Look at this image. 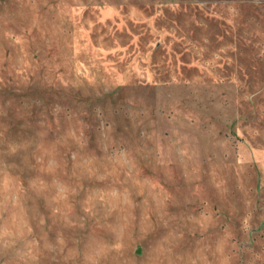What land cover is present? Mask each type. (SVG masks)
I'll return each instance as SVG.
<instances>
[{
	"label": "rangeland",
	"instance_id": "rangeland-1",
	"mask_svg": "<svg viewBox=\"0 0 264 264\" xmlns=\"http://www.w3.org/2000/svg\"><path fill=\"white\" fill-rule=\"evenodd\" d=\"M0 264H264V0H0Z\"/></svg>",
	"mask_w": 264,
	"mask_h": 264
},
{
	"label": "water",
	"instance_id": "water-1",
	"mask_svg": "<svg viewBox=\"0 0 264 264\" xmlns=\"http://www.w3.org/2000/svg\"><path fill=\"white\" fill-rule=\"evenodd\" d=\"M139 253V252H138Z\"/></svg>",
	"mask_w": 264,
	"mask_h": 264
}]
</instances>
